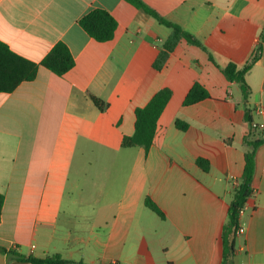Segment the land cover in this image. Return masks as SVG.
<instances>
[{"label": "crops", "instance_id": "1", "mask_svg": "<svg viewBox=\"0 0 264 264\" xmlns=\"http://www.w3.org/2000/svg\"><path fill=\"white\" fill-rule=\"evenodd\" d=\"M145 2L207 51L182 40L156 71L171 29L125 0H0V41L13 52L40 63L63 42L76 61L64 76L41 67L34 81L0 93V246L74 264H222L235 181L251 142L262 140L230 264H264V0ZM95 9L118 22L113 40L97 42L80 26ZM260 43L245 101L221 68H243ZM196 82L210 98L184 106ZM163 88L172 98L149 153L123 148L135 110ZM91 96L109 107L100 111ZM0 264L31 263L0 252Z\"/></svg>", "mask_w": 264, "mask_h": 264}, {"label": "trees", "instance_id": "2", "mask_svg": "<svg viewBox=\"0 0 264 264\" xmlns=\"http://www.w3.org/2000/svg\"><path fill=\"white\" fill-rule=\"evenodd\" d=\"M125 1L146 15L154 18L160 25L171 29V34L166 39L162 50L153 63L154 70L160 71L166 66L171 54L182 40H186L189 44L196 45L207 51L198 39L183 30L178 24L170 22L162 17L156 10L151 8L145 0ZM79 23L88 35L97 42H109L113 40L118 28L116 19L109 12L102 9H95L87 13L80 19ZM263 40L264 31L261 36V41ZM261 51L262 44L260 43L252 59L248 61L243 68H239L234 63H229L221 68L228 81L239 84L242 97L245 101L249 99L251 94V88L246 81V75L259 59ZM209 60L215 63L211 54H209ZM75 65V58L68 46L63 42H58L40 63H36L16 54L8 45L0 41V93H11L22 83L34 81L41 67L46 68L57 76H64L71 71ZM171 98L172 90L163 88L159 90L144 107H139L135 110V131L133 135L123 137V148L141 147L144 149L146 155L149 153L154 144L159 119ZM208 98H210L208 90L203 85L196 82L187 94L184 100V106L195 105ZM91 99L100 111H104L109 107L108 103L96 96H91ZM246 120L253 123L249 113H246ZM176 126L182 131L188 129V124L180 120H177ZM262 142V140L251 142L253 149L245 155V168L242 181L233 192V197L229 206L228 222L223 230L224 252L222 264H230V259L234 254L235 236L239 228V212L244 208L248 198L253 194L252 181L256 167V149ZM196 163L203 171L208 172L210 170V163L208 160L198 158ZM145 205L161 218L165 217L160 208L150 198H146ZM2 206L3 196L0 195V215ZM0 252L7 255H14L18 260L31 264H74L62 259L58 255L46 258H37L31 255L22 256L2 246H0Z\"/></svg>", "mask_w": 264, "mask_h": 264}, {"label": "rangeland", "instance_id": "3", "mask_svg": "<svg viewBox=\"0 0 264 264\" xmlns=\"http://www.w3.org/2000/svg\"><path fill=\"white\" fill-rule=\"evenodd\" d=\"M81 147H78L77 149H79ZM84 149L85 152H95V150H98L99 153L101 152V148H98V147H95V146H92V147H89V145L87 143H85V145L82 147ZM77 152H79V150H77Z\"/></svg>", "mask_w": 264, "mask_h": 264}, {"label": "built area", "instance_id": "4", "mask_svg": "<svg viewBox=\"0 0 264 264\" xmlns=\"http://www.w3.org/2000/svg\"><path fill=\"white\" fill-rule=\"evenodd\" d=\"M235 186L236 188L239 186V183L235 181ZM244 213V208L240 210L239 212V218L243 215ZM244 232V228L243 227H239L238 230L236 231V235H240Z\"/></svg>", "mask_w": 264, "mask_h": 264}]
</instances>
